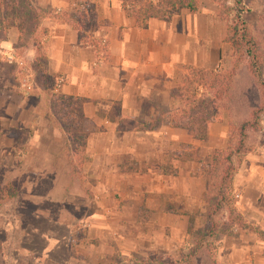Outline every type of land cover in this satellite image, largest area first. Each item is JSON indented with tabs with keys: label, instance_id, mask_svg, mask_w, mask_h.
Returning <instances> with one entry per match:
<instances>
[{
	"label": "crops",
	"instance_id": "0c3cea01",
	"mask_svg": "<svg viewBox=\"0 0 264 264\" xmlns=\"http://www.w3.org/2000/svg\"><path fill=\"white\" fill-rule=\"evenodd\" d=\"M76 1L27 0L29 9L37 14L32 32L38 33V44L28 43L24 56L18 57L13 41L20 33L10 26L0 38V53L11 55L18 68L21 61V72L29 78L38 47L41 67L55 82L62 81L56 92L85 99L82 111L86 140L81 168L91 198L80 226L97 243L76 240L68 224L49 214L27 213L28 223L15 245V196L0 189V264H9L16 251L28 254L30 264H111L109 254L114 248L122 255L178 251L190 243L189 219L204 213L206 182L197 171V163L168 160V154L182 144H193L205 160L214 148L227 145L224 115L221 121L209 124L205 139L199 142L188 130L170 124L179 101L170 99L168 91L176 84L182 66L214 70L230 55V46L222 39L224 27L216 16L215 0H199L197 12L182 10L169 21L148 19L143 27L135 26L133 19L124 15L118 0H88L94 6L96 22L86 26L85 32L98 42V48L79 47L76 31L62 21V13H74ZM260 69L264 73V58ZM9 92L8 86L0 92L4 95L0 113L8 106L17 109L16 116L5 118L6 124L0 127V136L7 133L1 137L7 141L0 144V168L11 171L10 177L0 179V187L5 188L15 185L12 159L17 146L10 133L19 126L25 133L29 122L18 119V112L30 111L24 100L19 104L9 98ZM252 132L256 143L239 155V161L234 157L231 195L235 211L261 231L263 238L256 232H238L234 243L247 254L246 264H264V111L259 128ZM24 144L22 152L17 151L23 163L25 155L29 158ZM32 222L35 225L31 226ZM104 234L115 241L116 247L108 248ZM33 235L41 242L37 252L23 244ZM71 250L84 252L83 260L74 259ZM56 251L62 256L55 257ZM217 260L220 264H240L234 252L225 250L218 253Z\"/></svg>",
	"mask_w": 264,
	"mask_h": 264
},
{
	"label": "rangeland",
	"instance_id": "374dc122",
	"mask_svg": "<svg viewBox=\"0 0 264 264\" xmlns=\"http://www.w3.org/2000/svg\"><path fill=\"white\" fill-rule=\"evenodd\" d=\"M16 1L19 8L27 13L25 14L26 16L24 15L26 19L22 27L23 30L18 38L13 41V49L17 56L20 57L24 56V51L28 43L31 44V46H36L38 44V33L32 32L34 26L31 13L36 12L29 9L27 0ZM243 1L250 9L245 15V19L250 34L258 41V49L263 61L264 0ZM231 4L232 0H226L225 5L231 6ZM255 6L258 8H255ZM228 14H230V12H228ZM220 23H222L224 27V32L229 21L227 23L225 21H220ZM6 31L7 29L0 28V38L6 34ZM32 67L33 68L28 74V81L26 82L27 91L24 93L19 87L20 79L23 77L21 74L22 69L18 68L13 60L8 62L7 57L0 53V92L3 88L8 86L10 88L9 98L19 104L24 100L30 107V111L28 110V112H23L22 110L18 112V119L22 117L26 119L25 122H29V125L24 127L26 130L25 133L23 134V131H20L22 128L21 126L17 127L16 125H14V128L16 126L18 130L15 128V130L10 133L15 146H17L15 157L12 159L15 161V167L12 170L15 185L7 188L0 187V189H6L9 193H14L15 196L16 227L13 242L16 245L22 238L20 232L22 231V227L26 226L28 223L26 214L31 213L41 215L49 214L51 216L50 218H54V220H62L65 224L70 226L76 240L83 239V242L95 243L96 238H92L88 230H84L80 226V222L85 220L84 216L88 209L87 205L89 199L91 198L89 195V187L85 184L84 173L82 168L74 163L70 147L65 145L56 134L57 127L51 119V109L48 103L49 92L42 84L39 68L35 64H33ZM231 70L233 75L230 78L231 85L229 96L223 101V115L226 117L225 123L229 120L233 125H237L241 120L247 118L249 110L259 103V91L252 76L247 70L246 63L232 56V51L230 49V55L224 59L222 65L219 64L214 71L225 74ZM261 74L264 77V73L261 72ZM53 79L55 83V78L53 77ZM2 98H4V95L0 96V107H2L3 103ZM12 108L13 107L10 108V106L6 107V109L3 108L4 112L0 113L1 128L7 122L5 118L16 116L17 109L15 107ZM6 134L3 133L0 136V144L2 145L7 140L5 141L1 137ZM234 139L235 137H233V140ZM23 142L25 143V151H27L25 154L29 155V158H26L27 156L25 155V163L22 161L21 153H17L19 149L22 152L21 147ZM245 142L249 149L254 142L256 143V137L252 130L247 131ZM207 156L204 161L207 160ZM28 164L29 166H27ZM6 176L10 177L11 171L0 168V179ZM0 193L2 192L0 191ZM61 211V216L54 217L55 214L58 215ZM22 213L24 216L20 217ZM203 214L204 213H202L201 217H191L189 219L191 229L198 234L194 236L189 235L188 238L190 243L185 244V246L181 244L182 246L179 250L177 249L178 251L174 250L173 252L172 250L171 254L137 252L122 255L117 251V248H114L109 254V261L111 264H185L183 262L174 263V261L179 259L180 253H187L190 250L194 244L195 236H198L199 233H206V231L212 227V223H214L216 226L214 234L206 237L202 242L203 251L200 255L195 256L197 264H211L212 260L220 264L217 260V255L221 250H225L226 253L234 252L236 260L240 261V264H246L244 256L247 254L244 255L243 252H240V247H237L239 243H235H237L239 234L252 233L253 231L243 230L235 225V223H232L230 218L228 219L227 217L226 206H223L222 209L213 216L212 222L207 221ZM33 225H35V223L32 222L31 226ZM233 227H236V231L233 230ZM256 236L263 238V236L258 233ZM103 241L109 246V249H111L112 246L116 247L115 241L108 239L105 234L103 236ZM40 243V239L35 235L23 242L25 246L30 247L36 252ZM184 243H186V241ZM106 245L105 249H107ZM71 251L74 259H76V257L77 259H82V256L84 257V252L76 253L74 250ZM54 253L55 257L62 256L63 254L61 251H56ZM27 255L25 256L16 251V254L12 255V261L9 260V264H30ZM124 258H126V260ZM44 264L53 263L45 262ZM65 264L82 263L80 261H68Z\"/></svg>",
	"mask_w": 264,
	"mask_h": 264
},
{
	"label": "trees",
	"instance_id": "16d2710c",
	"mask_svg": "<svg viewBox=\"0 0 264 264\" xmlns=\"http://www.w3.org/2000/svg\"><path fill=\"white\" fill-rule=\"evenodd\" d=\"M76 2L77 7L74 13L61 14L62 21L76 31V43L79 47L98 48V42L90 39L85 32L86 26L96 22L94 6L88 0ZM215 2L218 6L216 12L218 19L226 23L229 21L222 39L230 46L232 56L246 63L247 70L258 87L259 103L252 107L248 117L237 125H233L229 120L226 122L228 145L223 149L214 148L208 154L206 161L202 160L197 147L193 144H182L180 149L170 152L167 158L178 161L190 160L198 164L197 171L201 172L206 182L203 201L205 203L204 217L207 221L212 222L213 216L226 206L227 217L232 223L243 230L262 235L261 231L246 223L244 218L235 211L233 206L235 198L231 195V182L235 171L234 157L236 161H239V155L248 150L245 142L246 133L248 130L254 131L259 128V117L264 111V77L260 69L262 56L258 49V41L250 34L245 19V15L250 11L245 2L232 0L231 6L225 5L226 0H215ZM118 3L124 15L131 17L137 27H143L148 19L169 21L182 10L189 13L199 10V0H118ZM25 14L27 13L19 8L16 0H0L1 29L15 26L21 33L25 24ZM31 14L34 22L36 13ZM36 52L38 57L36 56L35 65L40 70L43 86L49 92L51 119L61 132L64 144L70 147L74 163L81 167L86 140L82 111L85 99L59 92L52 93L54 79L41 67L38 61V47ZM232 75V70L224 74L213 69L183 65L176 84L168 91L170 99L179 101V106L170 117L171 126L188 130L194 141L204 140L209 124L222 120L223 101L229 96ZM233 137H235L234 140ZM215 229L216 226L212 223V227L206 233L195 236L190 250L187 253H180L179 259L174 263L197 264L195 256L203 251L202 242L206 237L214 234ZM187 231L192 236L198 234L191 229L189 222ZM211 264L216 263L212 260Z\"/></svg>",
	"mask_w": 264,
	"mask_h": 264
},
{
	"label": "built area",
	"instance_id": "2783aa9c",
	"mask_svg": "<svg viewBox=\"0 0 264 264\" xmlns=\"http://www.w3.org/2000/svg\"><path fill=\"white\" fill-rule=\"evenodd\" d=\"M6 57H7V61L8 62H11L12 61V56L11 55H7ZM17 64H18V66L20 68L23 66L21 61H18ZM21 74H22L23 77L20 79L19 87L25 93L27 91V88H26L27 84H26V82L28 81V79H27L28 77H26L24 75V73H22V72H21ZM61 83H62L61 79H57L56 80V82L54 83V86H53V91L54 92L57 91V88L59 87V85Z\"/></svg>",
	"mask_w": 264,
	"mask_h": 264
}]
</instances>
